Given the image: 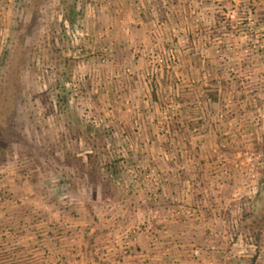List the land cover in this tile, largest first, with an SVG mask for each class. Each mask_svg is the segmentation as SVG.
Wrapping results in <instances>:
<instances>
[{
  "label": "rangeland",
  "instance_id": "obj_1",
  "mask_svg": "<svg viewBox=\"0 0 264 264\" xmlns=\"http://www.w3.org/2000/svg\"><path fill=\"white\" fill-rule=\"evenodd\" d=\"M31 2L0 0V58L17 50L14 122L28 142L0 166V211L25 213L0 231L9 245L47 256L65 242L55 253L65 264L78 219L124 217L132 207L131 216L152 215L140 226L124 217V252L142 226L150 247L165 242L170 230L156 224L166 216L225 239L195 246L197 264H264V239L248 242L238 226L263 188L264 0H86L70 45L58 35L59 0H42L36 15ZM73 122L100 132L105 148L76 142ZM65 146L103 168L116 162L110 198L52 201Z\"/></svg>",
  "mask_w": 264,
  "mask_h": 264
},
{
  "label": "crops",
  "instance_id": "obj_2",
  "mask_svg": "<svg viewBox=\"0 0 264 264\" xmlns=\"http://www.w3.org/2000/svg\"><path fill=\"white\" fill-rule=\"evenodd\" d=\"M21 189L12 188V191H14V195H20L22 194V192H19ZM165 190L169 193L175 192V189L172 187ZM164 193L165 196L163 195V197L167 202H170L169 196H167L166 192ZM10 209H12L10 213H7L6 210L0 211L1 232H4L5 228H12L10 225H13L14 221L25 216L23 211H17L15 210L16 208ZM130 209L124 212V217L129 220L132 226H140L145 221L143 220L145 215L148 216V221L151 217L150 215H152L151 212H147L148 214L141 215L136 213L134 216H131L132 212L129 211ZM124 217L113 214L107 219L99 216L92 217L91 219L88 218L86 221H83L82 218L78 219L75 222V247L72 249L70 256L64 258L65 264H197L191 259L190 254L195 246L199 245L203 250L213 243V238L217 239L215 241H225L223 237L212 236L211 232L213 231L211 229L213 228L200 229L191 223H182L181 221H177V219L175 221L171 220L170 217L165 216L164 218L163 216L162 220L157 222L156 230L158 232L164 225L169 228L168 239L164 238L163 240H166L165 242H161L162 240H160L153 247H150L149 239L144 234V227L142 226L141 233L137 235L138 244L133 246V248H131L132 246L125 247L128 250L125 253V245L122 242V237L119 235ZM216 225L218 226V224ZM1 232L0 264H55V253L64 252L65 248L68 247V244L63 242L52 248L51 253L47 256L35 252L34 248L31 249L32 245L26 247L24 250L15 251L14 247L9 245V242L4 238L5 235L3 236ZM214 232H216L215 229ZM28 237L33 244V240L30 236ZM221 245L225 246L223 242ZM219 256H225L224 250H219ZM220 260H216L215 264H227L223 260Z\"/></svg>",
  "mask_w": 264,
  "mask_h": 264
},
{
  "label": "trees",
  "instance_id": "obj_3",
  "mask_svg": "<svg viewBox=\"0 0 264 264\" xmlns=\"http://www.w3.org/2000/svg\"><path fill=\"white\" fill-rule=\"evenodd\" d=\"M41 1L32 0L31 2L34 5L35 11L33 13L35 15ZM85 1L59 0L60 6L66 12L60 22L62 30L58 34L62 43L65 41L70 45L71 36L76 32L79 18L83 13ZM32 17L34 20V15ZM16 47L18 48L19 45ZM11 51L8 46L4 56L0 58V166L5 165L15 157V145L28 146L26 139L16 130L14 122L15 100L16 96L18 97L21 94V91L17 90L12 81L11 69L13 66L11 61L17 56V50L15 52ZM68 68L67 62L63 65L59 63L56 65V73L58 75L66 74L65 69ZM60 88L62 87L60 86ZM56 99L61 106L64 101L63 97L58 94ZM211 101L216 104L217 99L211 96ZM68 127L76 142L83 139L90 145L101 143L103 144L102 147L105 148V137L100 132H84L76 122L70 123ZM85 157L84 159L82 153H75L70 149L68 150L66 146L64 147L62 171L61 173L57 172L56 176L58 179L57 187L60 191L48 190L52 201L56 203L83 201L87 197L91 202L100 201L99 199L105 201L110 198L109 196L112 193H115L113 187H115V182L121 175V168L117 166L116 162L103 168L99 166L97 161L90 160V156ZM262 187L257 203L244 212L238 224L243 237L248 242L255 244H260L264 239V172Z\"/></svg>",
  "mask_w": 264,
  "mask_h": 264
},
{
  "label": "built area",
  "instance_id": "obj_4",
  "mask_svg": "<svg viewBox=\"0 0 264 264\" xmlns=\"http://www.w3.org/2000/svg\"><path fill=\"white\" fill-rule=\"evenodd\" d=\"M4 10V8H3ZM3 198L1 197L0 200H2ZM17 237L16 239H19V236H17L16 234H13V238Z\"/></svg>",
  "mask_w": 264,
  "mask_h": 264
}]
</instances>
